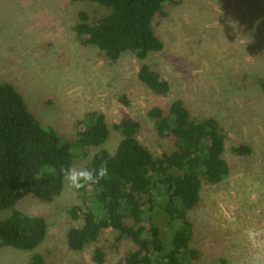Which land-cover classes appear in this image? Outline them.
<instances>
[{
  "label": "rangeland",
  "instance_id": "1",
  "mask_svg": "<svg viewBox=\"0 0 264 264\" xmlns=\"http://www.w3.org/2000/svg\"><path fill=\"white\" fill-rule=\"evenodd\" d=\"M80 11L91 21L109 13L80 0H0V81L12 83L35 116L70 140L78 138L85 114L100 110L110 127L103 147L111 153L121 139L113 125L125 117L140 123L136 136L155 155L173 149L148 114L154 106L181 98L192 117L215 116L227 134L230 174L216 184L203 182L200 202L189 212L191 246L201 253L192 264H264V0L167 4L154 19L164 48L143 60L126 53L113 61L82 44L74 30ZM142 65L170 83L167 94L154 93L140 79ZM242 143L253 148L250 156L232 151ZM97 150L83 151L74 167L85 168ZM71 206L83 210L84 202L67 181L50 202L23 198L17 207L45 217L48 235L34 251L0 246V264H27L34 252L47 264H118L135 247L129 239L117 244L116 231L105 228L84 249L70 248L69 230L83 224L71 216ZM160 227L170 231L166 222ZM98 248L101 263L93 258Z\"/></svg>",
  "mask_w": 264,
  "mask_h": 264
},
{
  "label": "trees",
  "instance_id": "2",
  "mask_svg": "<svg viewBox=\"0 0 264 264\" xmlns=\"http://www.w3.org/2000/svg\"><path fill=\"white\" fill-rule=\"evenodd\" d=\"M80 1L109 10L94 21L86 11H80L74 30L82 44L98 47L113 61L126 53L143 60L163 50L154 19L164 13L167 4L180 2ZM138 76L158 95L170 90V83L147 65L141 66ZM148 114L158 134L170 141L173 149L155 155L136 136L140 123L125 117L113 125L121 139L111 153L103 147L110 127L100 110L90 109L78 123V138L70 140L35 116L12 83L0 81V212L11 211L0 218V246L36 250L48 235L49 223L43 216L19 209L18 203L28 195L46 202L54 200L66 183L62 168L74 167V159L83 151L98 148L85 168L105 166L108 176L99 184L78 190L84 209L71 206L69 213L74 218L82 217L83 224L69 230V247L82 250L96 242L105 228H111L117 233V244L129 239L135 246L118 264L196 261L201 253L191 246L194 228L189 212L200 202L203 182L216 184L230 174L224 157L227 134L215 116L192 117L181 98L166 108L154 106ZM232 151L250 156L253 148L242 143ZM162 221L170 226L169 232L160 227ZM93 258L101 263L103 250L98 248ZM27 264L47 262L42 253L34 252Z\"/></svg>",
  "mask_w": 264,
  "mask_h": 264
},
{
  "label": "clouds",
  "instance_id": "3",
  "mask_svg": "<svg viewBox=\"0 0 264 264\" xmlns=\"http://www.w3.org/2000/svg\"><path fill=\"white\" fill-rule=\"evenodd\" d=\"M63 179L76 190H80L89 184H99L108 176V169L101 166L98 169H77L76 167L62 168Z\"/></svg>",
  "mask_w": 264,
  "mask_h": 264
}]
</instances>
